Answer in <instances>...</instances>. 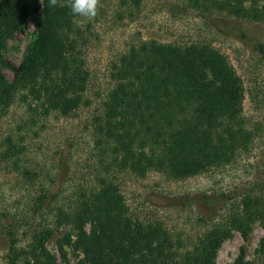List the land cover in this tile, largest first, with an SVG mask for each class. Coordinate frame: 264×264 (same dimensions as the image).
<instances>
[{
	"label": "trees",
	"instance_id": "16d2710c",
	"mask_svg": "<svg viewBox=\"0 0 264 264\" xmlns=\"http://www.w3.org/2000/svg\"><path fill=\"white\" fill-rule=\"evenodd\" d=\"M141 1L119 3L130 11ZM190 3L204 21H216V15L264 24V0ZM29 21L34 39L12 69V79L7 80L0 71V115L17 102L26 106L30 120L50 112L74 115L91 103L86 96L89 73L83 67L89 26L84 27L82 17L71 13L68 0H59L56 7L49 0H0V66L7 64L2 52L8 40ZM240 37L248 38L244 29ZM255 45L264 54V45ZM108 79L111 87L92 120L102 173L88 190L78 189L65 208L59 204L62 190L53 189L63 181L64 163L59 160L60 169L49 184L33 193L24 217L0 213L8 264L20 241V229L30 220L33 235L22 264H56L43 242L63 225L72 234H64L62 242L56 240L59 252L63 254L62 247L74 237L83 251L78 264H215L217 249L232 229L244 240L253 223L264 231L261 184L244 188L228 213L226 207L233 199L228 193L160 195L163 208L195 211L194 221L203 228L184 237L160 220L145 221L132 214L115 183V172L140 177L153 172L182 180L228 163L247 148L251 133L241 118L242 84L216 49L202 43L141 40L117 54ZM13 141L10 135L0 139V169H12L26 182L39 181L40 174L19 164L24 144ZM43 209L46 226L37 222ZM244 256L242 249L233 264H253ZM258 256L264 260V243Z\"/></svg>",
	"mask_w": 264,
	"mask_h": 264
},
{
	"label": "rangeland",
	"instance_id": "374dc122",
	"mask_svg": "<svg viewBox=\"0 0 264 264\" xmlns=\"http://www.w3.org/2000/svg\"><path fill=\"white\" fill-rule=\"evenodd\" d=\"M119 2L97 0L95 16L91 19L82 17L83 26H89V44L83 64L89 73L86 92L91 102L89 106L81 107L67 117L50 112L30 120L26 106L17 102L0 115V139L10 135L14 143L21 141L24 144V154L18 156L19 164L28 171L40 174L41 181L26 182L19 178L16 171L0 169V213L8 211L24 217L36 189L49 184L60 169L59 160L64 163L61 168L63 181L59 187L54 185L53 189L62 190L60 205L66 208L78 189L88 190L95 184L96 175L102 171L94 148L92 120L98 113L100 101L111 87L108 79L110 63L119 52L141 40L177 45L202 43L216 49L240 79L243 92L241 118L244 127L251 133L247 148L238 151L228 163L182 180L153 172L140 177L114 171L115 183L132 214L145 221L160 220L174 234L180 233L184 237L193 235L203 228L194 221L195 211L163 208L160 195L200 191L228 193L233 196L225 210L228 213V209L241 198L244 188L249 189L253 184L264 186V54L255 45H264V24L224 20L216 15L218 22L211 19L204 21L190 0H142L138 7H131L130 11L121 7ZM241 29L245 30L247 39L240 37ZM33 39L34 27L29 21L8 40L2 52V59L7 64L0 66L7 80L12 79V69L20 63ZM40 110L36 107V111ZM24 120L30 123L25 125ZM43 210L37 222L46 226V209ZM33 224L30 220L20 229L22 235L12 254L11 264H22L31 243ZM85 229L88 230V226ZM66 233L72 234L68 226L59 227L51 237L45 238L44 249L54 257L56 264H78L83 251L74 243V237L70 244L62 247L63 254L59 252L56 240L62 242ZM262 243L264 231L259 223L251 225L246 240L232 229L217 249L215 264H233L242 249L246 261L264 264L258 256ZM6 255L7 247L0 231V264H8Z\"/></svg>",
	"mask_w": 264,
	"mask_h": 264
},
{
	"label": "clouds",
	"instance_id": "9594fccd",
	"mask_svg": "<svg viewBox=\"0 0 264 264\" xmlns=\"http://www.w3.org/2000/svg\"><path fill=\"white\" fill-rule=\"evenodd\" d=\"M58 2L59 0H49L51 7H56ZM96 4L97 0H68L71 13L87 19H91L95 16Z\"/></svg>",
	"mask_w": 264,
	"mask_h": 264
}]
</instances>
